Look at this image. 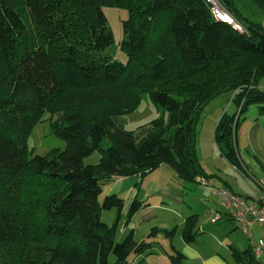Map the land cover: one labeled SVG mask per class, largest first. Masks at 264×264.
<instances>
[{"label":"trees","instance_id":"trees-1","mask_svg":"<svg viewBox=\"0 0 264 264\" xmlns=\"http://www.w3.org/2000/svg\"><path fill=\"white\" fill-rule=\"evenodd\" d=\"M219 1L243 31L217 21L207 0H0V264H132L154 253L162 235L171 241L170 264H187L173 242L177 227H154L142 241L130 230L118 241L122 222L145 202L135 199L124 216L123 199L99 197L104 181L144 179L163 165L184 182L210 179L197 126L226 92H234L237 113H224L216 138L240 166L241 115L252 105L264 115V26L233 0ZM254 1L264 11V0ZM105 7L129 12L125 64L108 53L114 35ZM146 94L158 117L129 131L126 115ZM45 113L65 148L34 155L27 139ZM95 151L100 162L85 164ZM105 210L117 212L112 225ZM198 227V216L186 219L187 244ZM230 248L238 264L258 263L251 245Z\"/></svg>","mask_w":264,"mask_h":264},{"label":"rangeland","instance_id":"rangeland-1","mask_svg":"<svg viewBox=\"0 0 264 264\" xmlns=\"http://www.w3.org/2000/svg\"><path fill=\"white\" fill-rule=\"evenodd\" d=\"M233 1L234 6L239 9L244 17L248 18L252 22L264 26V11L256 4L254 0ZM104 13L114 35V44L108 49V53L113 55L118 61L125 64L128 61V56L121 50V42L124 39L123 22L129 18V12L126 9L105 7ZM260 88L264 92V79L261 81ZM234 95V92H226L213 100L206 107L203 116L197 126V155L200 163L202 164V167L207 170V174H211L212 176H214L212 177L210 175L212 183L214 182L212 186H206L195 182H184L182 180H179L177 177L173 178L171 171H173L174 173L175 170H173V168L169 166H166L162 167V170H155L144 179L136 176H131L125 178H113L112 180L104 181L103 191L99 197L100 202L103 203L108 196L115 194L120 199L124 200V212L127 213L135 199L142 201L143 199H148L150 196H152L153 190L156 189L155 181L153 182V180L159 175L158 173H160V171L162 174V182H164V186L170 191L173 190L176 195H178V192H176L174 186L169 187L167 185L169 182H172V184L175 185L177 187V190L179 191L182 189L180 187V184H184L185 192H192L195 188L201 191L203 190L202 187H204L207 192L206 196L203 197L207 198L205 199L206 201L204 203L208 206L213 205L215 208H218L221 211L225 210L220 205L219 197L214 194V187L223 189L225 187L224 182H229L235 189L241 188L244 192L247 193V195H250L253 198H258L256 180H259V178H255L251 173H249L250 171H252L251 169L248 170L249 172L243 171V173L237 171L238 168L231 165L222 154L220 144L216 138V127H214L216 114L222 109L223 111L226 110L227 112H229L230 115L234 114L236 110L235 104L232 103ZM253 109L254 111L258 112L256 105L250 106L248 110L251 111ZM157 117V110L149 95L146 94L138 109L126 115L125 128L129 131H136L140 127L150 123ZM51 118L52 115L50 113H45L42 120L35 125L31 133L29 134V137L27 139L28 148L30 151L34 152V155H47L54 148H65V142L53 133ZM102 145L104 148H107L109 146V143L107 140H105ZM245 156L247 161L250 163V166L257 163H255V161H257V158L252 152L250 154H246ZM100 160V152L95 151L91 156L85 158L84 163L96 165L100 162ZM240 193L242 195L244 194L242 192ZM153 200L154 201H152L150 205H152V209H155L157 211V218H159V220L161 221H166V218H168L169 224L172 223L171 219H173V217L175 218L178 214L170 217L168 212L160 211V208H162V205L165 204L166 207H170L180 211L178 209V206L172 203V201L158 202L156 201V197H154ZM189 204L193 206L195 210L199 209V211H201V215L198 217L199 235L197 236L200 245L206 244L207 246L205 247V249H207L208 251H212L213 247L216 246L217 248H219L220 253L225 256L226 260L230 261V264H238L235 258L232 256L228 245H234L241 252H243L244 250L250 248V245L252 244L250 237L246 233H244V231L238 228L236 226V223L234 222L225 221V219L216 222L213 217L210 216L209 218V214H206L204 211L205 207L203 206V203L196 202L195 200L189 198ZM183 211L184 208H181L180 212L182 213ZM115 213L116 210H105L102 215L103 221L109 225H112L114 223V219L117 217ZM124 219L125 218H123V220ZM131 228V226L127 228L128 232L131 230ZM159 228H164V226H159ZM169 228H175V226ZM127 229L121 227L118 237L119 242L123 241V239L125 238L123 233ZM253 229L256 233V243H258L260 237L262 236L260 225L256 224ZM141 232L142 230H139V233ZM181 232L182 227L178 229V233L175 236L173 242H175V239L177 242V238L181 236ZM162 236H160L161 238H159L161 242L159 241V243H156L153 247L154 253L145 255V259H143L144 262L148 258L152 260L153 256L155 258H153V260L155 261H159V257H161L162 261L165 258L169 259L170 261L168 252L170 251L169 253H171L172 246L170 242H164V240L167 239L162 238ZM149 259L148 264H151Z\"/></svg>","mask_w":264,"mask_h":264},{"label":"crops","instance_id":"crops-1","mask_svg":"<svg viewBox=\"0 0 264 264\" xmlns=\"http://www.w3.org/2000/svg\"><path fill=\"white\" fill-rule=\"evenodd\" d=\"M225 112L227 111L226 110L223 111V109L218 111V113L216 114L214 127H217V124L219 123L220 119L222 118ZM258 112L254 111V109L251 111L247 110L245 114L241 115V120L236 130V147H237V152H238V156L240 159V166L237 167L239 170L237 168L236 169L237 171L241 173H243V171L247 172L249 169H251L252 171L250 172L248 171V172L251 173L253 177L255 178L258 177L259 179L264 181V115H260ZM236 113H237V110H235L234 114ZM251 152L257 158V161H255V163L256 162L257 163L254 165L252 164L250 166V163L245 158L246 157L245 155L250 154ZM166 166H169V165H163L157 170H162L161 168L166 167ZM204 171L207 174L206 172L207 170L204 169ZM171 172H172L171 174L173 178L177 177L179 180H181L175 171L174 173L173 171ZM158 174L159 175L155 177V179L153 180V182L155 181L156 189L153 190L152 196H150L148 199L145 198L142 201L145 202L147 206H149L151 202L154 201L153 198L156 197L157 198L156 201L158 202L172 201V203L178 206V209L180 211H181V208H184V211L181 213L180 211L175 210L170 207H166L165 204H163L164 206L162 205V208H160V211L168 212L170 217L178 214L176 216L177 218L173 217V219H171L172 223L169 224L168 218H166V221L164 220L161 221L159 220V218H157L158 213L155 209H152V205H150L147 208H143L138 214H136L131 219L129 223H125V221H123L121 224V227H124L125 229H127L130 226L132 227L131 230H134L135 238L137 241L145 240L148 234L150 233L151 229L154 227H159V226H164V228L175 226L177 227V233H178V229H180L181 227L183 230L185 221L188 217L193 216V215H196L199 217L201 215V211H199V209L195 210L193 206L189 204V198L195 200L196 202L203 203V206L205 207L204 211L206 214H209V218L210 216L213 217L216 212H222L223 213L222 220L225 219V221L233 222L232 219H230V217L227 215L226 211H221L218 208H215L213 205L208 206L204 203L206 201L205 199H207V198H203L207 194L206 189H204V187H202L203 190L201 191L195 188L192 192H185L184 184L183 185L180 184V187L182 189L179 191L177 190V187L172 184V182H169L167 185L169 187H173V186L175 187L176 192H178V195H176L173 192V190L170 191L168 188L164 186V182H162L161 171ZM207 175L210 176L211 174H207ZM195 183H199L198 180L195 181ZM224 183H225L224 188H228L232 190L237 195H240L246 198H253L252 196L247 195V193L244 192L241 188L235 189L229 182H224ZM238 191L244 194L242 195ZM147 200L150 202H148ZM187 200H188V204H187ZM115 214L117 215V212ZM123 215L124 216L126 215V212H124V210H123ZM139 230H142V232L139 233ZM127 232H128V229L123 233L124 236L127 235ZM261 232H262V229H261ZM253 233H254V236L256 237L255 235L256 233L254 229H253ZM164 242H168V243L170 242L171 244V241L169 239L164 240ZM174 245L176 246L178 250H180L185 255L187 264H230V261L226 260L225 256L220 253L219 248L215 246L213 247L212 251H208L207 249H205L207 245L206 244L200 245V242H198V239H196L195 243L193 244H187L183 239L182 232H181V236L177 238V242L175 239ZM230 246L231 245H228V248L230 249V252L232 253ZM234 247L238 249L236 246ZM153 258L154 256L152 257V260L148 258L151 264H170L169 259L165 258L162 261L161 257H159L160 258L159 261H155L153 260ZM148 259L144 262L142 257L135 258L132 264H148Z\"/></svg>","mask_w":264,"mask_h":264},{"label":"built area","instance_id":"built-area-1","mask_svg":"<svg viewBox=\"0 0 264 264\" xmlns=\"http://www.w3.org/2000/svg\"><path fill=\"white\" fill-rule=\"evenodd\" d=\"M211 6L215 19L232 26L237 31H243V25L238 22L219 0H207ZM256 180V179H255ZM202 185L212 186V179L199 177ZM258 198H246L237 195L228 188L218 189L214 187V193L219 197L220 205L236 226L246 233L251 239V247L256 260L264 264V181L256 180ZM216 222L222 220L223 213L216 212L213 216ZM259 224L262 229V237L256 243L253 228ZM263 259V262H262Z\"/></svg>","mask_w":264,"mask_h":264}]
</instances>
